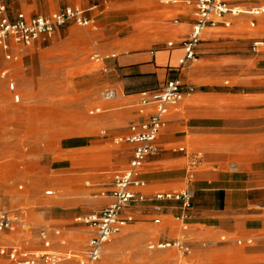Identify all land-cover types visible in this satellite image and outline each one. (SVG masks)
<instances>
[{
  "label": "rangeland",
  "instance_id": "374dc122",
  "mask_svg": "<svg viewBox=\"0 0 264 264\" xmlns=\"http://www.w3.org/2000/svg\"><path fill=\"white\" fill-rule=\"evenodd\" d=\"M229 1L243 10L264 6V0ZM18 4L26 12L43 15L59 7L56 0H19ZM63 4L84 9L95 6L90 12L95 16V28L69 24L46 41L26 48L23 68L14 73L22 102L13 106L6 101L0 110V209L20 213L27 224L1 240L40 248L38 229L60 228L66 245L60 246L52 237L51 251L56 253L82 249L88 229L74 218L104 207L112 173L129 161V146L112 143L116 134L99 120L103 113L89 115L94 108L104 111L106 103L100 100V92L111 88L102 86L103 66L91 57L150 52L164 46L177 31L187 32L174 25L175 19H182L179 7L163 5L160 0H64ZM247 21L241 15L237 27L208 30L200 48L220 61L210 65H221L214 68L222 71L221 77L194 81L196 86L247 90L248 82H258L254 76L263 72L264 45L253 52L251 40L264 42V16L252 31L247 29ZM4 63L0 58V64ZM1 90L5 94L3 86ZM48 190L52 196L44 195ZM153 217L138 216L134 224L111 238L98 264H241L236 262L237 251L248 245L249 237L199 235L197 227L191 226L184 233L193 250L187 258L172 251L147 250L149 241L166 237L163 232L180 235L171 218L162 216L155 225ZM231 241L233 248L223 246ZM0 264L12 263L0 258Z\"/></svg>",
  "mask_w": 264,
  "mask_h": 264
},
{
  "label": "crops",
  "instance_id": "0c3cea01",
  "mask_svg": "<svg viewBox=\"0 0 264 264\" xmlns=\"http://www.w3.org/2000/svg\"><path fill=\"white\" fill-rule=\"evenodd\" d=\"M178 7L182 19L174 25L187 31L185 34L177 31L164 46L150 52H120L100 61L102 86L117 92L111 102L103 101L104 111L98 113H103L99 120L111 134L125 135L132 122L145 119L138 108L139 93L160 87L168 76L166 68L176 65L181 56V50L167 44L184 38L193 20L190 8ZM208 33L205 31L201 43ZM201 43L196 59L179 73L180 80L192 85L193 91L185 92L182 100L170 108L156 142L157 152L146 158L137 176L149 190H171L185 186L191 172L190 226L197 227L195 233H210L215 238L226 234L240 240L249 237L252 243L237 251L236 262L264 264V67L261 75L254 76L258 82L247 81V90L196 86L194 81L214 80L222 72L214 69L221 65H210L220 61L208 57V50L200 48ZM196 62L199 64L194 65ZM130 151L129 146V158ZM190 156L199 158L192 168L188 166ZM223 246L233 248L234 242ZM68 251L80 250L64 252Z\"/></svg>",
  "mask_w": 264,
  "mask_h": 264
},
{
  "label": "built area",
  "instance_id": "2783aa9c",
  "mask_svg": "<svg viewBox=\"0 0 264 264\" xmlns=\"http://www.w3.org/2000/svg\"><path fill=\"white\" fill-rule=\"evenodd\" d=\"M56 1L59 7L43 15L21 9L19 0H0V58L5 62L0 64V110L6 107V101L13 106L22 102L23 96L18 89L14 73L17 68H23L22 57L26 48L46 41L60 28L69 24L95 28V16L90 14L96 9L95 6L84 9L79 5H65L64 0ZM160 3L190 8L192 26L184 38L167 44L171 49L181 50L182 54L177 58L176 65L166 68L168 76L163 84L154 90H144L139 93L138 108L146 115L145 119L132 122L125 135L115 136L112 139L115 145L130 146L131 154L127 166L112 173L108 191L109 199L104 207L96 212L74 218V222L88 229V240L78 252L56 253L51 251L52 237L57 238L59 245H66L61 229L49 231L46 228H40L37 232L40 248L32 249L20 243H6L1 240V236L15 228L23 229L27 224L20 213L0 209L1 259L12 264H98L106 243L126 227L134 224L138 216L154 215L152 223L159 225L162 216L164 217L163 214L167 213L170 215L168 218L177 225L176 230L180 232V235L172 236L169 232H163L162 234L166 237L149 241L147 250L172 251L183 259L193 252L185 235L190 227L192 216L193 192L189 186L192 182V173L188 172L186 185L183 188L171 190H149L146 182L137 174L146 158L157 152L156 142L165 126V118L170 108L182 100L185 92L193 91L192 85L184 84L180 80L179 73L196 59V50L205 31L237 27L241 15L248 17L247 29L255 30L258 19L264 16V6L243 10L229 0H160ZM176 22L177 19L174 20V23ZM251 41L253 52H258L264 45L260 39ZM91 59L100 62L103 57L93 55ZM116 95L115 89L106 88L100 92L99 97L101 101L107 102L113 100ZM100 112V107L94 108L89 111V115ZM105 133V130L101 131L102 135ZM179 151L184 152V149L180 148ZM198 160V156H190L189 168L195 166ZM44 195L49 197L53 195V192L48 190L44 192ZM247 243L251 244L252 240L248 239Z\"/></svg>",
  "mask_w": 264,
  "mask_h": 264
},
{
  "label": "bare ground",
  "instance_id": "6f19581e",
  "mask_svg": "<svg viewBox=\"0 0 264 264\" xmlns=\"http://www.w3.org/2000/svg\"><path fill=\"white\" fill-rule=\"evenodd\" d=\"M207 35H208V34H206V36H205V37H207Z\"/></svg>",
  "mask_w": 264,
  "mask_h": 264
}]
</instances>
